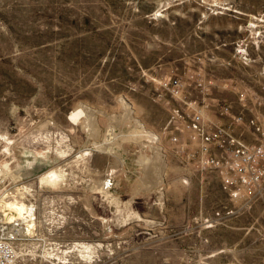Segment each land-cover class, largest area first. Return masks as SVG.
Segmentation results:
<instances>
[{
    "label": "rangeland",
    "instance_id": "obj_1",
    "mask_svg": "<svg viewBox=\"0 0 264 264\" xmlns=\"http://www.w3.org/2000/svg\"><path fill=\"white\" fill-rule=\"evenodd\" d=\"M222 1L0 0V167L38 204L15 264H264V177L226 191L156 143L200 112L264 150V0Z\"/></svg>",
    "mask_w": 264,
    "mask_h": 264
},
{
    "label": "built area",
    "instance_id": "obj_2",
    "mask_svg": "<svg viewBox=\"0 0 264 264\" xmlns=\"http://www.w3.org/2000/svg\"><path fill=\"white\" fill-rule=\"evenodd\" d=\"M196 1L209 14H221L229 8L228 3L222 0ZM172 84L176 87L177 81H173ZM240 96L243 97L242 94ZM186 128L189 130L190 143L197 144V148L189 153V157L195 159L198 170L216 171L222 188L226 191L242 188L245 193L251 194L252 183L264 177V169L263 171L260 169L259 174L254 177L250 175L256 172L258 160L264 157L262 147L249 148L232 137L224 128L217 127L206 131L200 112L192 114ZM179 140L177 136L170 138V141L175 144L179 143ZM223 148L229 150L228 158L217 156L213 152L214 149ZM0 169V264H15L23 255V251L28 250V243L34 237L38 223V204L30 197L31 189L26 186V179L15 177L9 180L7 172L2 167ZM238 191H233L232 195L236 196ZM214 216L217 218L221 215L216 212ZM75 246L84 252L88 249L81 244H75ZM55 261H57L55 264L64 263L57 258ZM44 262V258L38 260V264H44Z\"/></svg>",
    "mask_w": 264,
    "mask_h": 264
},
{
    "label": "crops",
    "instance_id": "obj_3",
    "mask_svg": "<svg viewBox=\"0 0 264 264\" xmlns=\"http://www.w3.org/2000/svg\"><path fill=\"white\" fill-rule=\"evenodd\" d=\"M179 139H180L179 143H176V144L172 143L170 141V139H168L167 141L165 139L164 140H156V143L159 146H161V145L164 146V152H165L166 157L170 156L171 152H175L176 154L180 155L181 159L184 160L185 157L187 158L186 163L190 167L191 170H193L194 172H196V170L198 171L196 161H192L189 157V153L197 148V144L190 143V141L188 139H186V137L184 139H181V138H179ZM163 143H164V145H163ZM158 151H160L159 148H158ZM154 152L156 153L155 150H154ZM225 157L227 158L228 156L225 155ZM34 175H35V172H32L31 175L27 176V179H29L30 177H34Z\"/></svg>",
    "mask_w": 264,
    "mask_h": 264
},
{
    "label": "bare ground",
    "instance_id": "obj_4",
    "mask_svg": "<svg viewBox=\"0 0 264 264\" xmlns=\"http://www.w3.org/2000/svg\"><path fill=\"white\" fill-rule=\"evenodd\" d=\"M160 11H158L157 12V14H160L159 13ZM51 176H49L53 181H55V178H57V176L55 175V173H52V174H50ZM47 178V177H46ZM47 180V179H46ZM56 182V181H55ZM91 248H92V246H91ZM88 250H89V248H88ZM92 250V249H91ZM88 256V255H87Z\"/></svg>",
    "mask_w": 264,
    "mask_h": 264
}]
</instances>
